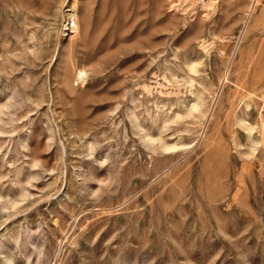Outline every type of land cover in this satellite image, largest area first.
<instances>
[{"label": "rangeland", "instance_id": "374dc122", "mask_svg": "<svg viewBox=\"0 0 264 264\" xmlns=\"http://www.w3.org/2000/svg\"><path fill=\"white\" fill-rule=\"evenodd\" d=\"M50 2L0 0V264H264V0Z\"/></svg>", "mask_w": 264, "mask_h": 264}, {"label": "bare ground", "instance_id": "6f19581e", "mask_svg": "<svg viewBox=\"0 0 264 264\" xmlns=\"http://www.w3.org/2000/svg\"><path fill=\"white\" fill-rule=\"evenodd\" d=\"M181 1V3H180V5H178L179 7H180V9H181V7H182V9H181V11H183V12H188V10H190V9H193V8H195V7H197V6H200L201 8H203V10H204V14H205V16H206V18H208V17H212L215 13H216V11H217V8H218V5H220L219 4V2H220V0H180ZM43 2V1H42ZM49 2H50V0H49ZM175 2V1H174ZM48 3V2H47ZM51 3V2H50ZM44 4L43 6H42V8L43 9H46L47 7L49 8H51V6H49V5H51V4ZM43 4V3H42ZM174 4V3H173ZM75 6V5H74ZM41 7V6H40ZM39 7V8H40ZM73 7V6H72ZM71 7V8H72ZM178 7V8H179ZM47 8V9H48ZM49 8V9H50ZM71 8H69L68 9V16H69V19L70 18H72L73 19V21H74V26H79L78 24H77V21H76V17H77V13L75 14L74 12L76 11H72V9ZM76 8V7H75ZM175 8V7H174ZM42 9V12H44V13H47V12H45L44 10ZM35 10H37V9H35ZM73 10H74V8H73ZM174 10H176V9H174ZM48 14V13H47ZM43 15V14H42ZM45 16V15H44ZM78 18V17H77ZM166 20V19H165ZM70 21H71V19H70ZM70 23V22H69ZM75 31H76V29H74ZM78 30V29H77ZM5 35V34H4ZM10 52H12V51H10ZM13 53V52H12ZM4 61V60H3ZM188 61V60H187ZM10 62H11V60H10ZM9 62V63H10ZM14 62V61H13ZM189 62V61H188ZM7 63H8V61H7ZM1 64V63H0ZM4 64V65H3ZM3 64H1V65H3V66H5V62H3ZM190 64H191V62H190ZM7 65V64H6ZM9 65V64H8ZM13 65V64H12ZM11 63H10V68H9V70L12 68L11 66ZM17 65V64H16ZM192 65V64H191ZM2 66V67H3ZM194 66V65H193ZM13 67H14V65H13ZM190 67V66H189ZM1 68V67H0ZM4 68V67H3ZM5 68L7 69L8 67H6L5 66ZM196 67H192L191 66V69L194 71V70H196L195 69ZM17 69V67L15 68V70ZM77 69V71H75V72H77L76 74H77V79H78V81L80 80L82 83H86L87 82V72L84 70V69H82V68H76ZM3 70V69H2ZM7 71L8 73H10V71ZM12 72H13V70H11ZM198 71V70H197ZM7 72H5V73H7ZM225 79V78H224ZM250 80V79H249ZM258 81H260V80H258ZM251 82V81H250ZM262 82V80L260 81V83ZM259 83V82H258ZM222 88V87H221ZM193 90V89H192ZM191 90V91H192ZM238 90V89H237ZM190 91V92H191ZM195 91V90H194ZM194 93V92H193ZM196 93V92H195ZM11 94V93H10ZM13 94V93H12ZM198 94V93H197ZM194 95V94H193ZM203 95V94H202ZM8 97H14V94L13 95H11V96H8ZM199 98V97H198ZM202 97H200L199 99H197L196 98V100H193L190 104V111L191 112H193L192 110H197L201 105H203L202 103H204V102H202L204 99L202 98ZM134 100V99H133ZM55 101V100H54ZM134 102V101H133ZM56 103V102H55ZM6 104V103H5ZM252 104V103H251ZM251 104H248V105H251ZM7 105H8V103H7ZM4 106V105H3ZM3 106L1 107V108H3ZM9 106V105H8ZM8 106H7V108H8ZM10 107V106H9ZM187 107V106H186ZM203 107V106H202ZM231 107V106H230ZM132 108V107H131ZM248 108V107H247ZM9 109V108H8ZM187 109H188V107H187ZM1 110V109H0ZM132 110V109H131ZM189 110V109H188ZM188 110H186V111H188ZM199 110V109H198ZM201 110V109H200ZM3 111V110H2ZM177 111V110H176ZM189 112V111H188ZM191 112H189V113H191ZM22 113V112H21ZM177 113V112H176ZM2 114H3V112H2ZM179 114V113H178ZM54 115V114H53ZM60 115V114H59ZM181 115V114H180ZM190 115V114H189ZM191 115H192V113H191ZM258 115V114H257ZM58 116V115H57ZM61 116V115H60ZM136 116V115H135ZM175 116H178V117H180L179 115H175ZM2 118V117H1ZM59 118V117H58ZM177 118V117H176ZM1 120H3V119H1ZM0 120V121H1ZM53 120H55V118H53ZM241 120V122H239V123H242L244 120L241 118L240 119ZM248 120V119H247ZM247 122V121H246ZM245 123V122H244ZM167 125V124H166ZM240 125V124H239ZM242 125H244V124H241V126ZM249 125V124H248ZM245 126H246V124H245ZM250 126H252V128H253V125H250ZM248 127V126H247ZM247 127L245 128V129H247ZM242 128H243V126H242ZM252 128H250L251 129V131L250 130H247L246 132H252ZM1 130V129H0ZM254 130V129H253ZM1 132H3V130L1 131ZM0 132V133H1ZM249 134V133H248ZM250 134H252V133H250ZM249 134V135H250ZM146 135V134H145ZM144 135V136H145ZM147 135H149V134H147ZM248 135V136H249ZM151 138L147 141L146 139H145V142L146 143H148L147 145H149L148 146V148L150 147V149H158V148H161V150L159 149V151H162V152H164V153H166V152H169V151H172V150H174V149H176L177 148V143H172V144H168L167 142L165 143L164 141H163V139H158V138H155L153 135H149ZM148 136V137H149ZM250 137V136H249ZM144 138H146V136L144 137ZM143 138V139H144ZM252 138V137H251ZM263 138H264V136H263ZM263 138H261V140H263ZM165 139V138H164ZM250 139V138H249ZM214 140V139H213ZM236 140V139H235ZM177 142V141H176ZM252 142H254V144H257V143H260L261 141L260 140H254V141H252ZM184 143V142H183ZM186 144V143H185ZM258 145V144H257ZM259 145H261V144H259ZM1 149V148H0ZM207 149V148H206ZM153 151V150H152ZM151 152V151H150ZM208 156V155H207ZM207 156H206V158H207ZM206 158H205V156H204V159L206 160ZM210 159V158H209ZM205 160H203V161H205ZM202 161V162H203ZM221 161V160H220ZM246 168V167H245ZM186 181V180H185ZM187 181H189V180H187ZM1 193V192H0ZM67 193V192H66ZM29 194V193H28ZM68 194V193H67ZM26 195V194H25ZM0 197H1V195H0ZM24 198V197H23ZM27 198V197H26ZM24 201V200H23ZM55 222H57V221H55ZM70 223H71V221H70ZM72 224V223H71ZM251 224V223H250ZM45 235L44 236H47L46 234L47 233H44ZM48 234H50V232L48 233ZM44 239H46V238H44ZM39 245V244H38ZM35 247H37V245H35ZM43 249V248H42ZM42 249H40V251L42 250ZM39 253V252H38ZM41 253V252H40ZM5 254H9V253H5ZM7 255H5V258L7 257ZM11 255V254H10ZM41 255V254H40ZM4 256V255H3ZM12 256V255H11ZM38 256H39V254H38ZM40 257V256H39ZM39 257H37V261L39 260ZM16 259V258H15ZM16 261H18V260H16ZM37 261H35L36 263H37ZM7 262L9 263V264H14V263H12V261H11V259L9 258V257H7ZM6 263V262H5Z\"/></svg>", "mask_w": 264, "mask_h": 264}]
</instances>
